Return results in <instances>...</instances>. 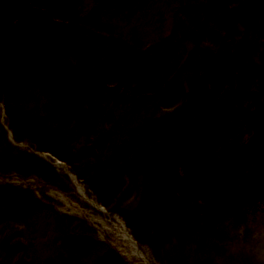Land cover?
Returning a JSON list of instances; mask_svg holds the SVG:
<instances>
[{
  "label": "trees",
  "instance_id": "16d2710c",
  "mask_svg": "<svg viewBox=\"0 0 264 264\" xmlns=\"http://www.w3.org/2000/svg\"><path fill=\"white\" fill-rule=\"evenodd\" d=\"M150 1L0 0V176L41 192L0 181V264H131L53 209L45 189L69 179L38 151L122 216L148 264H264V0H174L144 40Z\"/></svg>",
  "mask_w": 264,
  "mask_h": 264
},
{
  "label": "rangeland",
  "instance_id": "374dc122",
  "mask_svg": "<svg viewBox=\"0 0 264 264\" xmlns=\"http://www.w3.org/2000/svg\"><path fill=\"white\" fill-rule=\"evenodd\" d=\"M174 2V0H151L148 6L142 11L140 14L138 21H137V31L140 34L141 38L147 40L149 37L155 34V31L159 29L160 19H159V12L165 9L166 5H170ZM128 125L125 128H128ZM131 128V126H130ZM26 148L28 145L26 143H22ZM38 153L43 156L42 151H38ZM61 168V167H60ZM24 179H31V178H24ZM27 180V181H28ZM27 183V182H26ZM35 181L29 180V185L32 188L35 187ZM34 185V186H33ZM46 194L52 198L53 202V209L59 212H66V213H80V217L84 218L87 223H89L90 227L95 230L96 236L100 239H105L111 243V245L120 252L124 256V258L129 261L131 264L135 263H146L150 262V258L148 256V249L144 246H141L140 249L143 250L142 257H138L128 252H124L123 243L120 239L119 231L116 227L112 225L114 219L110 216L108 217L107 211H98L90 204L85 202L80 195L76 192H66L59 188L50 187L45 190ZM38 193H41L38 191ZM38 195V194H37ZM63 197L64 199L60 198ZM51 201V200H50ZM47 201V202H50ZM107 210V211H106ZM257 222L254 218L251 219L252 224H256L257 232L260 234H264V213H259L257 216ZM119 218V217H118ZM51 219L46 218L45 215H40L37 223L33 229L36 227H41L39 232L37 233V239H35V247L37 249L36 254L40 257H44L49 255L52 252V244L51 239L53 237V225L51 224ZM258 234V235H260ZM34 241V240H33ZM259 251H261L262 255L264 254V243L259 245ZM127 251V250H126Z\"/></svg>",
  "mask_w": 264,
  "mask_h": 264
},
{
  "label": "bare ground",
  "instance_id": "6f19581e",
  "mask_svg": "<svg viewBox=\"0 0 264 264\" xmlns=\"http://www.w3.org/2000/svg\"><path fill=\"white\" fill-rule=\"evenodd\" d=\"M20 145L24 146L22 143H20ZM42 153L43 154H46V156L43 155V157L45 159H48L57 168L58 171H61V172H63V173L66 174V176L69 179L68 184H67L70 187L69 192H71V193L76 192L78 195H80V197L85 202H87L88 204H90L96 210H98V211H105L106 207L103 204L97 202L96 199L91 194L88 193V191L86 190L85 185L83 184L82 180L79 179L75 175V173L72 172L69 169L67 163H65L64 161H62V160H60L58 158H54L49 152H44L43 151ZM28 178H31L29 180L35 181V183H34L35 186L38 185V181H37V179L34 176H30ZM27 180L28 179H21L19 177H16L13 174L12 175L0 176V181H10V182L12 181V182H15V183H21L24 186H26V185L27 186H30L29 185V180L28 181ZM45 188L46 187H43V189H45ZM48 188H50V187H47L46 189H48ZM33 189L35 190V193L37 194V192H38L37 188L34 187ZM60 198L64 199L63 197H60ZM107 213H108L107 215H108L109 218H110V216H112L113 217L112 219H114L112 225L114 227H116L117 230L119 231L120 239L122 240V243H123V249H125L124 252L125 253L128 252L129 254H132V255H135V256H138V257H142L143 250L140 249V246L137 244L136 240L133 238V236L129 232V229L126 226V224H124L122 222V220H123L122 219V216H120L118 213H116L114 211H107ZM66 214H70V215L76 216L78 218L84 219V218L80 217V213H75L74 214V213L71 212V213H66ZM94 235L96 236L95 230H94ZM96 238H98V237L96 236ZM98 239L99 240H103V241H107L105 239H100V238H98ZM109 244L111 245V243H109ZM111 247L115 250V248L112 245H111ZM115 251L118 252L117 250H115ZM118 253L120 254V252H118ZM120 255H122V254H120Z\"/></svg>",
  "mask_w": 264,
  "mask_h": 264
},
{
  "label": "water",
  "instance_id": "95a60500",
  "mask_svg": "<svg viewBox=\"0 0 264 264\" xmlns=\"http://www.w3.org/2000/svg\"><path fill=\"white\" fill-rule=\"evenodd\" d=\"M9 138L12 140L11 138V132L9 131ZM13 141V140H12ZM122 222L124 223V221L122 220ZM125 224V223H124Z\"/></svg>",
  "mask_w": 264,
  "mask_h": 264
}]
</instances>
